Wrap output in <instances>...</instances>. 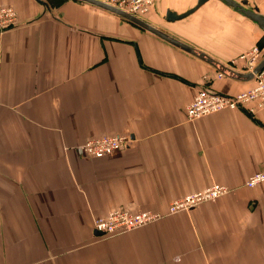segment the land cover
Wrapping results in <instances>:
<instances>
[{"label":"crops","instance_id":"obj_1","mask_svg":"<svg viewBox=\"0 0 264 264\" xmlns=\"http://www.w3.org/2000/svg\"><path fill=\"white\" fill-rule=\"evenodd\" d=\"M197 1L156 0L155 31L87 0H0L19 21L0 32V264H264V182L245 184L264 170V107L187 116L201 88L255 85L233 60L253 46L264 60V29L223 0L166 20ZM234 1L264 15V0ZM119 133L132 142L116 155L76 148ZM215 183L231 191L122 234L93 229L112 208L165 211Z\"/></svg>","mask_w":264,"mask_h":264},{"label":"built area","instance_id":"obj_2","mask_svg":"<svg viewBox=\"0 0 264 264\" xmlns=\"http://www.w3.org/2000/svg\"><path fill=\"white\" fill-rule=\"evenodd\" d=\"M99 1L138 18V16L147 14L154 0ZM18 23L16 11L12 7L0 5V32L9 30ZM239 60H243L248 75L252 74L251 78H255V85L236 95L222 93L208 87L201 88L187 107V116L190 119H196L225 108H244L249 102H255L258 107H264V66L256 71L263 61L261 49L258 46H253L250 50L241 54L238 59L233 60V63L236 65ZM230 70L240 76L238 72L234 71L235 68L230 67ZM222 74L220 72V75ZM130 141V135L100 137L89 143L88 147H80L79 149L81 152L99 157L129 146ZM262 182H264V170L253 173L245 184L253 187ZM229 189L223 184H213L201 191L189 193L183 198L173 200L169 205V212L175 213L179 210L190 209L205 200L214 199L227 193ZM158 215L160 216V214L150 212L131 214L127 210L115 209L107 215L106 219L101 218L96 222L95 230L103 234L131 230V228L150 222Z\"/></svg>","mask_w":264,"mask_h":264},{"label":"rangeland","instance_id":"obj_3","mask_svg":"<svg viewBox=\"0 0 264 264\" xmlns=\"http://www.w3.org/2000/svg\"><path fill=\"white\" fill-rule=\"evenodd\" d=\"M155 2H156V0H154L153 1V3H152V5H151V7H150V10L147 12V14H145V15H142V16H138V18L139 19H141V20H143V21H145V17H147V15H149L150 14V12H151V10L153 9V7L155 6L154 4H155ZM108 9V8H107ZM110 10V9H109ZM112 11V10H111ZM115 12V11H114ZM120 15H122L123 17H127V16H125L124 14H120ZM128 18V17H127ZM150 20V19H149ZM145 22H147V21H145ZM118 135H130V134H128V133H119V134H113V135H98V136H92V137H90V138H87L84 142H82L81 144H79L78 146H76V148L80 151V147H88L89 146V143H91L92 141H94L96 138H100V137H108V136H118ZM131 136V135H130ZM131 142H132V137H131V141H130V144H131ZM128 147V146H127ZM127 147H122V148H120L119 150H117V151H114V152H111V153H108V154H105V155H102V156H93V155H90V154H87L86 152H82V156L84 157V158H88V159H91V158H102V157H106V156H112V155H116L118 152H120L121 150H125ZM215 184H217V183H215ZM211 185H213V184H211ZM207 187H209V186H207ZM206 187V188H207ZM203 189H205V188H203ZM203 189H201V190H203ZM201 190H198V191H201ZM198 191H194V192H191V193H195V192H198ZM231 191V189H229V191L228 192H230ZM227 192V193H228ZM190 193V194H191ZM227 193H225V194H227ZM189 194V193H188ZM225 194H223V195H220V196H218V197H216V198H214V199H209V200H205L204 202H208V201H214V200H216V199H218V198H220V197H222V196H224ZM187 194H184V195H182V196H179V197H176V198H174L173 200H175V199H180V198H183L184 196H186ZM173 200H171V202L173 201ZM170 202V203H171ZM204 202H202V203H200V204H198V205H196L195 207H192V208H190V209H183V210H179V211H177V212H175V213H170L169 212V205H170V203L168 204V206H167V209L165 210V211H156V210H131V209H129V208H125V207H116V208H112L111 210H109V212H108V214L107 215H109V213L111 212V211H113V210H115V209H120V210H124V211H126L127 210V212H129V213H131V214H138V213H142V212H150V213H157V214H160V216L158 215V217H156L155 219H153V220H151L150 222H148V223H146V224H144V225H142V226H138V227H134V228H131V230H134V229H138V228H140V227H144V226H146V225H149V224H152V223H155V222H158V221H160V220H162L166 215H170V214H178V213H182V212H186V211H190V210H192V209H194V208H197L198 206H200L201 204H203ZM107 215L106 216H102V217H98V218H96L95 219V221H94V224H93V229H94V231L97 233V234H99V236H101V237H104V236H111V235H115V234H122L123 232H127V231H130V230H126V231H116V232H113V233H110V234H103V233H98L96 230H95V225H96V222H98L99 221V219H101V218H105L106 219V217H107Z\"/></svg>","mask_w":264,"mask_h":264},{"label":"water","instance_id":"obj_4","mask_svg":"<svg viewBox=\"0 0 264 264\" xmlns=\"http://www.w3.org/2000/svg\"><path fill=\"white\" fill-rule=\"evenodd\" d=\"M87 1H91V2H94V3H97L99 5H102L104 6L105 8H108L110 10H113L115 12H118V13H121V14H124L125 16H127L128 18H130L131 20L133 21H137L139 23H142L144 24L145 26L149 27L150 29L152 30H155L157 31L156 29L153 28V26H151L149 23L139 19V18H136L132 15H129L121 10H117L113 7H110L100 1H95V0H87ZM207 0H198L197 1V4L190 8L189 10L183 12V13H178L170 8L167 9V12H166V20L168 21H175V20H178V19H181V18H184L186 17L187 15H189L190 13L194 12L198 7H200L203 3H205ZM225 1L227 4L229 5H232L234 6L235 8H237L240 12H242L244 15H246L247 17H249L250 19L256 21L263 29H264V15L260 14L259 12L257 11H254V10H251V9H248V8H245L242 4L240 3H237L236 1L234 0H223ZM244 4H247V0H243L242 1ZM264 66V60L261 62V64L258 66V68L256 69V71H258L259 69H261L262 67ZM252 77V74L249 75Z\"/></svg>","mask_w":264,"mask_h":264}]
</instances>
